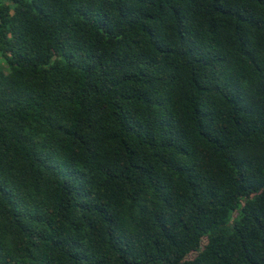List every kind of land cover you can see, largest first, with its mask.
Segmentation results:
<instances>
[{
  "label": "trees",
  "instance_id": "1",
  "mask_svg": "<svg viewBox=\"0 0 264 264\" xmlns=\"http://www.w3.org/2000/svg\"><path fill=\"white\" fill-rule=\"evenodd\" d=\"M0 264H264V0H0Z\"/></svg>",
  "mask_w": 264,
  "mask_h": 264
}]
</instances>
